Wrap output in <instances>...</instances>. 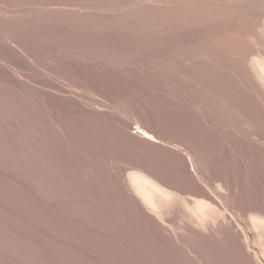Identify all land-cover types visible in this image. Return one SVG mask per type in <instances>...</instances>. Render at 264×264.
<instances>
[{
	"label": "rangeland",
	"instance_id": "rangeland-1",
	"mask_svg": "<svg viewBox=\"0 0 264 264\" xmlns=\"http://www.w3.org/2000/svg\"><path fill=\"white\" fill-rule=\"evenodd\" d=\"M263 22L264 0H0V264H247L139 219L119 170L181 187L190 157L229 211L264 207Z\"/></svg>",
	"mask_w": 264,
	"mask_h": 264
},
{
	"label": "bare ground",
	"instance_id": "bare-ground-1",
	"mask_svg": "<svg viewBox=\"0 0 264 264\" xmlns=\"http://www.w3.org/2000/svg\"><path fill=\"white\" fill-rule=\"evenodd\" d=\"M263 26H264V22H263ZM250 69L251 71L249 72H252L251 75L254 81L256 82V84H258V87L263 88V90L261 89L260 94L263 96L264 99V61H259V60L252 61L250 63ZM135 134L146 142L157 144V140H155L148 133L140 129L136 130ZM259 149H261V147ZM195 157L193 158L195 159ZM187 162L189 163V165L191 164V168L194 167L193 159L191 161L190 157H187ZM187 162L181 160L182 166L180 167H182L181 172H183L184 175V181L180 180L183 181V184L181 183L182 184L181 187L175 185L171 186V184H165L164 183L165 181H163V179L158 177L157 174L156 175L153 174L152 172H142L136 169L123 170V168L122 170H119L120 176L125 180L130 191H132L131 198L133 202L135 203L139 213L143 216L139 219L142 220V218H146L148 219V221H151L154 224H156L157 226L156 225L155 226L159 227V229L161 230L164 229L168 232H172V234L174 230L173 231H171L172 229L170 230L172 226L171 224H175L176 227L179 226V230H181L180 234L178 233V238L181 239L179 240L180 243L182 241L188 240V238L192 235L193 238H196L194 234L201 236V238L204 234H206V236L210 238L217 239L222 237V239L223 238L226 239L232 246H234L237 254L242 258L240 260H244L245 263L247 264H264V207L262 208L259 207L258 205L250 206L251 205L250 204L249 206H246V208L242 210V214H241L240 210L243 208V206H241L242 208L240 207L239 212H238L239 209L238 208L237 212L240 213L241 216H243V218L237 215V212L236 214L232 213L222 203L223 196L221 192L223 191L222 189L220 190L221 186H219V184L217 186V184H215L216 183L215 180L213 181V179L206 176V174H204L199 167H196V170L190 169L191 171H188L186 167ZM181 177L182 176H180V178ZM212 177L214 176L212 175ZM174 182L172 184H174ZM229 186L231 187V185ZM229 186H227L226 188L230 189ZM253 204L254 203H252V205ZM179 206L182 207L181 208L182 210L180 211V213L182 212L181 213L182 220L179 223H176L174 219H176L177 216L174 218L173 212L174 209L176 207L179 208ZM136 207H135V211L137 212ZM232 211L234 210L232 209ZM176 212L178 211H175V213ZM152 227H154L153 224ZM160 231L158 232L159 234L161 233ZM161 235L163 234H160V236ZM174 237L177 238V236ZM164 238L166 237L164 236ZM162 241H164V239H162ZM176 241L178 242V240ZM211 241L213 243L214 240ZM216 241L217 240H215L214 242ZM227 247L229 246L227 245ZM237 258L239 260V257H237L236 255L235 259Z\"/></svg>",
	"mask_w": 264,
	"mask_h": 264
}]
</instances>
